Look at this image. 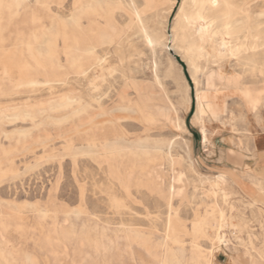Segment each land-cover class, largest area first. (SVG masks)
Segmentation results:
<instances>
[{
  "label": "rangeland",
  "instance_id": "obj_1",
  "mask_svg": "<svg viewBox=\"0 0 264 264\" xmlns=\"http://www.w3.org/2000/svg\"><path fill=\"white\" fill-rule=\"evenodd\" d=\"M169 1L170 7L162 0L168 6L162 33L152 31L146 19L144 29L136 17L123 15L117 17L125 30L120 46L109 42L105 27L92 40L69 38L68 46L58 36L51 67L45 54L50 33L60 28L57 19L67 32H80L75 18L82 17L83 5L0 0V264H158L162 241L173 238L199 244L204 264H231L235 257L245 263L244 252L247 257L264 252L257 220L264 209L248 204L231 178L241 188L245 182L225 169L230 166L226 155L247 147L245 126L264 133V105L251 110L245 96L256 105L264 101V0H210L207 10L194 0ZM178 24L185 26L183 44L174 40ZM192 38L200 44L195 62L204 69L198 88L183 53ZM28 44L39 50L46 73L24 67L30 61ZM227 44L239 48L215 62L214 51ZM168 60L189 89L187 104L180 103L175 83L164 74ZM28 78L39 83L24 84ZM197 90L207 102L223 100L227 107L205 113L206 146L194 119ZM141 101L144 109L137 110ZM177 118L183 131L175 126ZM190 161L201 176L213 181L223 173L230 184L224 185L225 202L219 190L216 198L222 208L233 205L226 213L236 218V227L219 229L226 243L219 247L211 239L215 218L208 216L203 225L208 237L192 229L194 213L207 208L213 184H200L187 168Z\"/></svg>",
  "mask_w": 264,
  "mask_h": 264
},
{
  "label": "bare ground",
  "instance_id": "obj_2",
  "mask_svg": "<svg viewBox=\"0 0 264 264\" xmlns=\"http://www.w3.org/2000/svg\"><path fill=\"white\" fill-rule=\"evenodd\" d=\"M28 1V0H27ZM64 1V0H63ZM166 1V0H165ZM195 4L198 3L197 6H199L200 10H203L204 6L210 1V0H194ZM211 1H215V0H211ZM16 4H20L22 2V0H15ZM164 2V1H163ZM162 2V0H142V2H138L137 0H72V5H76L78 3H81L82 9H81V13L80 15L82 17H85L88 19V25L85 26L83 25V22L80 20V18L82 17H76L75 18V25L79 28H81L80 32H67L65 30L66 28V24L63 22L62 19H57L58 22L57 24H59V30L57 32H51L50 35L52 36V39L48 40V46H49V52L48 54H45V56L50 60V66H53V62L51 61V54H54V44H55V40L57 39L58 36L62 37V39L64 40V43L66 44V46H68L67 44V40L69 38L72 37V39L74 41H78L79 39H85V37H87V39L92 40L94 37H96L95 34L97 31L100 32V28H106L107 32H109V35L111 34L112 36L109 39V42H111L113 39L114 42H116V44L118 46L120 43V39H121V35L124 34V28L122 25V22L119 21V18H121L123 15H130V16H134L136 17L137 21L141 23V25L143 26L144 29L145 28V24L143 23L144 20H148L149 21V27L151 28V30L155 31V30H159L161 33L164 29V25H165V21H164V16L165 15V10L168 9V6L170 7L171 2L168 0L167 3H169L168 6H164V3ZM192 2V1H191ZM60 3V2H59ZM193 3V2H192ZM211 3V2H209ZM218 3V2H217ZM30 4V3H29ZM193 4V5H195ZM133 5H135V7H133ZM216 5V3H215ZM58 7V6H56ZM72 7V6H71ZM180 7V6H179ZM207 7V5L205 6ZM211 7V4H210ZM61 8V6H60ZM59 8V9H60ZM78 8V7H77ZM198 8V9H199ZM73 9V7H72ZM182 9V8H181ZM206 9V8H204ZM77 10V9H76ZM172 10V9H171ZM207 10V9H206ZM205 10V11H206ZM69 11V10H68ZM168 11V10H167ZM226 12V11H225ZM228 12V11H227ZM58 13V12H57ZM69 13V12H68ZM169 13V12H168ZM199 14V12H197ZM118 16H116V15ZM201 14V13H200ZM49 15V14H48ZM193 15H196L195 13H193ZM192 15V16H193ZM227 15V14H226ZM54 18H56L55 15H53ZM64 16V15H63ZM190 16V17H192ZM202 15H200L199 17H201ZM218 16V15H216ZM225 16H223L224 18ZM84 18V19H85ZM189 18V17H188ZM203 18V17H202ZM206 18V17H205ZM220 18V17H219ZM35 19H39L38 17H36ZM166 19V18H165ZM200 19V18H199ZM207 19V18H206ZM204 19V20H206ZM209 19V18H208ZM65 20V19H64ZM125 20V19H124ZM203 20V21H204ZM217 20V19H216ZM220 20V19H219ZM35 21V20H34ZM49 21V20H48ZM51 21V20H50ZM214 21V19H213ZM167 22V21H166ZM191 20H189L187 23H190ZM207 22V21H206ZM210 22V21H209ZM37 23V21H36ZM51 23V22H50ZM70 23V22H69ZM139 23V24H140ZM212 23V22H210ZM49 24V23H48ZM52 24V23H51ZM136 24V23H135ZM208 24V23H206ZM205 24V25H206ZM69 25V24H68ZM176 25V24H175ZM134 26V25H133ZM137 26L138 23H137ZM209 26V25H208ZM227 27H229L228 25H226ZM125 27V26H124ZM141 27V26H140ZM196 27V26H195ZM261 27V26H260ZM50 28V27H49ZM72 28V27H71ZM104 28V29H105ZM138 28V27H136ZM184 28L185 26L183 24H178V27L176 28L175 32H174V37H175V41H178V43H185L184 42ZM70 29V28H69ZM142 29V28H141ZM174 29V27H173ZM210 30V28H208ZM207 29V31H209ZM220 29V28H219ZM224 29L226 30L225 26ZM72 30V29H71ZM139 30V29H138ZM202 30V29H201ZM205 30V29H203ZM73 31V30H72ZM141 31V30H140ZM145 31V30H144ZM143 31V33H145ZM165 31V30H164ZM37 32V31H36ZM98 32V33H99ZM103 31H101L102 33ZM106 32V31H105ZM139 32V31H138ZM200 32V30H199ZM205 32V31H204ZM223 32V31H222ZM99 33V34H101ZM150 33V32H149ZM158 33V31H157ZM209 33V32H208ZM205 34V33H204ZM203 34V35H204ZM214 34V33H213ZM145 35V34H144ZM151 35V34H150ZM153 35V34H152ZM208 35V34H207ZM107 36V35H106ZM209 36V35H208ZM212 35H210L211 37ZM218 36V35H217ZM225 36V35H223ZM230 36V35H229ZM30 37H32L34 40L37 39V35L30 33ZM155 37V36H154ZM163 37V36H162ZM173 37V38H174ZM222 37V36H220ZM144 38V37H143ZM148 38L151 39V37ZM228 38V35H227ZM98 39V37H97ZM212 39V38H211ZM210 39V40H211ZM224 39V38H223ZM99 40V39H98ZM123 40V39H122ZM149 40V39H148ZM157 40V38H156ZM155 40V41H156ZM163 40V39H162ZM198 40V39H197ZM197 40L195 38H192L189 41L188 46L186 47V49L183 51L184 55H186L187 57V61H188V65L187 67L190 68V72H191V76L193 79V83L195 85V87H199L200 86V78L198 77V73L200 71L197 63L195 62L196 60L194 59V55L196 52V48L200 45H197ZM208 40V39H207ZM214 40V39H213ZM219 40V39H218ZM222 40V39H221ZM226 40V39H225ZM73 41V42H74ZM95 41V40H94ZM152 41V39H151ZM161 41V40H160ZM187 41V40H186ZM212 41V40H211ZM223 41V40H222ZM71 42V41H70ZM92 42V41H90ZM102 42V41H101ZM72 43V42H71ZM77 43V42H76ZM182 43V44H183ZM223 43V42H221ZM93 44V43H91ZM153 44V43H152ZM155 44V43H154ZM175 44V42H174ZM220 44V43H219ZM37 45V44H36ZM99 45V44H98ZM160 45V44H159ZM164 45V44H163ZM204 45V44H203ZM43 46V45H42ZM174 46V45H173ZM186 46V45H185ZM28 49V53H29V57H30V61H28L26 63V65L24 67L26 68H31L32 70H35L36 72L39 73V71L41 70H45L44 73H46V63H43L41 61V59L38 58V49H33L31 48V46L28 44L27 45ZM87 47V46H86ZM104 47V46H103ZM112 47V46H111ZM182 47V46H180ZM95 48V47H94ZM93 48V49H94ZM101 48V47H99ZM108 48V47H107ZM118 48V47H117ZM238 46H232L227 44V47H224V45L219 46V48L216 49H211V53L212 50H216L214 52H216L215 54V62L216 60L220 59L219 57H222V55L225 52H234L238 50ZM46 49V48H44ZM70 49V48H69ZM68 48L66 47L65 53L68 52L67 51ZM81 50V49H80ZM85 50V49H84ZM104 50V49H103ZM107 50V49H106ZM111 50V49H110ZM183 50V49H182ZM208 50V49H207ZM240 50V49H239ZM200 51V50H199ZM83 52V51H82ZM209 52V51H208ZM207 52V54H208ZM93 53V52H92ZM205 53V52H204ZM208 54V55H211ZM214 54V53H213ZM71 55V54H69ZM80 55V54H79ZM105 55V54H103ZM177 55V54H176ZM181 55V54H180ZM183 55V57H184ZM198 55V54H197ZM202 55V54H200ZM204 55V54H203ZM102 56V54H101ZM86 57V56H85ZM68 58V57H67ZM104 57H102L103 59ZM106 58V57H105ZM171 58V57H170ZM13 61V60H12ZM167 61V60H166ZM168 64L164 65V74L166 77H168L169 79H171L174 83H175V90L176 93L179 96L180 99V103L181 104H187L189 103V95H188V90L187 86L183 83H181V81L179 80L178 76L174 73L173 71V62L171 60H168ZM48 62V61H46ZM101 62V61H99ZM98 62V63H99ZM49 64V62L47 63ZM102 65V64H101ZM94 67V66H93ZM13 68V67H12ZM21 68V66H19V69ZM100 68V67H98ZM154 68V67H153ZM84 69V68H83ZM187 69V68H186ZM88 70V69H87ZM75 71V70H74ZM176 71V70H175ZM260 71V70H259ZM85 72V71H84ZM201 75L204 74V69H202L201 71ZM87 73V72H85ZM96 74V73H95ZM102 74V73H101ZM175 74V75H174ZM81 75V74H80ZM180 75V74H179ZM46 76V75H45ZM62 76V75H61ZM85 76V75H84ZM48 78V77H46ZM63 80V79H62ZM229 80V79H228ZM48 82V81H47ZM39 81L35 78H28L25 80L24 84H38ZM41 83V82H40ZM10 88V87H9ZM200 89V88H199ZM251 89V88H250ZM247 90V89H246ZM255 91V90H254ZM71 92V91H70ZM263 93V92H262ZM74 94V93H73ZM247 94V93H246ZM248 101V105L250 106L251 110H255L258 109V107H262L264 105V101H260L258 102V104H255V101L252 100L249 95H245ZM262 96V95H261ZM31 97V96H30ZM254 98V96H252ZM261 100V99H259ZM258 101V100H257ZM196 110L194 113V119L199 123V128H200V132L202 134V144L203 146H206L210 143V138L208 136V130L206 127V122H205V113L209 110H212L213 113H218L220 111H225L227 109L226 105L224 104V101L221 100H213L211 102H207L204 98L203 93L200 90H197L196 92ZM179 103V104H180ZM79 104V103H78ZM143 101H141L139 107H137V110H139L140 108L144 107L142 106ZM189 105V104H188ZM74 106V105H73ZM73 108V107H72ZM173 108V107H172ZM174 110V109H173ZM258 111V110H257ZM35 113V112H34ZM211 113V112H210ZM234 113V112H233ZM160 115V114H159ZM231 120H235L236 117L233 116L232 114H230ZM211 118V117H210ZM212 119V118H211ZM210 120V119H209ZM176 128L180 131L184 130L183 124L181 119L177 118L176 124H175ZM233 127V126H232ZM244 132L245 134H247L249 136V141L247 143V146H252L253 149H255L256 146H264V133H254L253 130L249 127V126H245L244 127ZM111 133V132H110ZM244 134V133H243ZM246 139V138H245ZM248 139V138H247ZM244 141V140H243ZM248 149V148H247ZM250 151V150H249ZM168 157L171 159L170 161L173 160V155L171 154V152H168ZM238 155V154H237ZM126 156V155H125ZM180 160V159H179ZM175 161H177L175 159ZM181 162V161H180ZM233 162V161H232ZM170 163V162H169ZM235 164H238L236 162H233ZM182 164V162H181ZM161 165V164H160ZM6 167V166H5ZM187 168L189 169V171H191V173L195 174V178L197 179V181L202 184L204 182H208V183H212L213 188L212 191L208 192L210 194V200L207 203V208L205 209V211L203 212V214H199L197 215L196 213H194L195 216V221L192 223V229H197V230H203V225L205 224V220L207 219L208 216H211L213 218L216 219L215 221V226L217 231L214 233V235L211 237V239L213 240V243H216L217 247H219L220 245H222V243H225V234L224 233H220L221 228H225V227H236V225L234 224V219H236L235 217H231L232 215L227 214L226 210L227 209H231L232 208V204L228 205V208H222L220 206H218L217 203V194H216V190H219L222 193L221 199L225 202V197L228 194V189L225 188V184H227V186L230 187V184L228 183L227 180V176L223 173L217 174L216 176H214L213 181H210V179L206 176H201L200 174H198L194 168L193 163L190 161L187 165ZM12 170V169H11ZM105 175V174H104ZM7 177V176H6ZM10 177V176H9ZM193 179V178H192ZM232 181H235L233 178H231ZM175 180L177 181L178 184H182L180 183V177L179 175H177L175 177ZM231 182V181H230ZM245 182V181H244ZM246 183V182H245ZM242 184V191H244L243 186L245 185ZM247 184V183H246ZM6 185V184H5ZM248 185V184H247ZM249 186V185H248ZM246 187V185L244 186ZM250 190L251 187L249 186ZM181 189V188H180ZM179 189V190H180ZM177 190H175L176 192ZM224 191V192H223ZM253 191V190H251ZM178 192V191H177ZM179 193V192H178ZM247 193V192H245ZM174 194V193H173ZM177 194V193H175ZM248 194V193H247ZM189 195V194H188ZM191 196V195H190ZM250 198V197H249ZM259 198V197H258ZM4 199V198H3ZM256 198H253V200ZM7 200V199H5ZM252 200V199H251ZM262 200V199H261ZM264 200V199H263ZM249 205L251 206H256V203L254 202H248ZM25 207V206H24ZM168 207L170 210L173 211V214L175 216H177L178 212H177V208L173 205L172 202L168 203ZM264 209V208H263ZM34 210V209H33ZM237 210V209H236ZM28 211V210H27ZM32 211V210H31ZM129 211V210H128ZM40 212V211H39ZM254 212V211H253ZM32 215V214H31ZM26 219V218H25ZM258 222L260 224V227L264 233V215H260L258 217ZM26 222V221H25ZM36 222V221H35ZM26 224V223H25ZM30 224V223H29ZM22 225V224H19ZM30 226V225H29ZM185 230L188 232L186 226H184ZM33 229V227H32ZM220 229V230H219ZM252 230V229H251ZM3 232V231H2ZM1 232V234H2ZM27 232V231H26ZM40 232V231H39ZM194 232V231H193ZM227 232V231H226ZM235 232V231H234ZM249 232V231H248ZM203 234L204 236L208 237V235L205 234V231L203 230ZM239 236V235H238ZM26 237V236H25ZM38 237V236H37ZM29 238V237H28ZM250 239V238H249ZM32 240V239H31ZM253 240V239H252ZM38 241V240H36ZM41 241V240H40ZM224 241V242H223ZM39 242V241H38ZM250 242V240H249ZM264 242V239H263ZM188 244V243H187ZM226 244V243H225ZM35 245V244H34ZM43 246V244H41ZM161 245L163 246V255L161 257V259H159L158 264H204V259H205V254L201 248V246L197 243H191L188 245H185L184 243H182V241H179L175 238H173V240L171 241V243H167L166 241H162ZM37 246V245H36ZM19 248V247H18ZM26 249V248H25ZM14 251V250H13ZM26 251V250H25ZM34 251V250H33ZM43 252H45L43 250ZM251 252V251H250ZM21 253V252H20ZM31 255V254H30ZM25 256V255H24ZM51 256V255H50ZM47 257V256H44ZM248 257L250 259V261H260L261 263L264 264V252L260 251V250H255V255H251L248 254ZM46 260V259H44ZM208 260V259H207ZM6 261V260H4ZM48 261V260H47ZM46 262V261H45ZM9 263V262H8ZM50 263V262H49ZM254 264V263H253Z\"/></svg>",
  "mask_w": 264,
  "mask_h": 264
},
{
  "label": "crops",
  "instance_id": "obj_3",
  "mask_svg": "<svg viewBox=\"0 0 264 264\" xmlns=\"http://www.w3.org/2000/svg\"><path fill=\"white\" fill-rule=\"evenodd\" d=\"M246 147V146H245ZM244 147V151L236 152L235 154H227L230 165L226 170L234 171L235 175L243 181H245L253 190L251 195L242 191L236 181H232L234 186L238 189L240 194L248 201L256 203L260 208H264V146H256L255 149L252 146ZM248 148V149H247ZM250 150V151H249ZM238 154V155H237ZM235 161L236 165H232V161ZM243 168V169H241ZM241 169V170H240ZM250 197V198H249ZM259 197V198H258ZM253 198H256L253 200ZM252 199V200H251ZM262 199V200H261ZM245 263L239 258H233L231 264H263L260 261H250L249 257L243 254Z\"/></svg>",
  "mask_w": 264,
  "mask_h": 264
},
{
  "label": "snow or ice",
  "instance_id": "obj_4",
  "mask_svg": "<svg viewBox=\"0 0 264 264\" xmlns=\"http://www.w3.org/2000/svg\"><path fill=\"white\" fill-rule=\"evenodd\" d=\"M213 6H216L215 3L213 4ZM133 7H135V5H133ZM181 11L183 12V8L181 9ZM224 47H227V45H224Z\"/></svg>",
  "mask_w": 264,
  "mask_h": 264
}]
</instances>
